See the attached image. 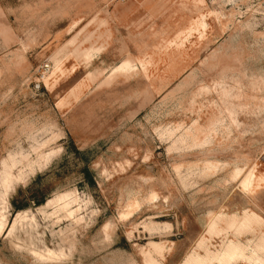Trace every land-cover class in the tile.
<instances>
[{
	"label": "rangeland",
	"instance_id": "374dc122",
	"mask_svg": "<svg viewBox=\"0 0 264 264\" xmlns=\"http://www.w3.org/2000/svg\"><path fill=\"white\" fill-rule=\"evenodd\" d=\"M0 214V264H264V0H0Z\"/></svg>",
	"mask_w": 264,
	"mask_h": 264
},
{
	"label": "bare ground",
	"instance_id": "6f19581e",
	"mask_svg": "<svg viewBox=\"0 0 264 264\" xmlns=\"http://www.w3.org/2000/svg\"><path fill=\"white\" fill-rule=\"evenodd\" d=\"M125 66H129L128 63H126L125 65L121 66L122 67H125ZM9 178V177H8ZM251 179H248L247 176H245V180L244 182L245 183H248L250 182ZM7 182H8V179H7ZM247 188L248 189H251V186L248 184L247 185ZM61 197V200H64V198L66 197V195H62L60 196ZM76 200V199H75ZM74 200V201H75ZM67 202V200L65 201ZM70 204L71 202L69 201L68 203H65L63 208L65 209H68V207H70ZM69 211V210H68ZM77 210H71L69 211L70 214H74ZM5 223H6V220H5V216L3 214H0V234L2 233V231L4 230L5 228ZM9 234H11V232H9ZM264 248V247H262ZM35 254L37 255H40L39 253L37 252H34ZM240 253L241 254V257H244V258H247L248 261L250 263H253V262H256V259H257V250H255L254 252L250 253L249 255L247 254V252L243 251L239 246H236L234 244H229L227 246H225L223 252L221 253V257L225 260L227 258H230V257H235L237 256V254ZM41 256V255H40ZM43 256V255H42ZM147 264V263H146ZM184 264H203L202 260H201V257L197 256V257H193L191 260L189 261H186Z\"/></svg>",
	"mask_w": 264,
	"mask_h": 264
}]
</instances>
